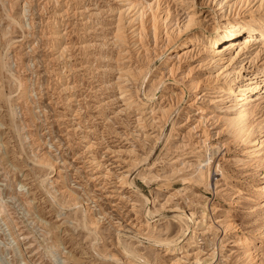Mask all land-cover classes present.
Returning a JSON list of instances; mask_svg holds the SVG:
<instances>
[{"label": "rangeland", "instance_id": "rangeland-1", "mask_svg": "<svg viewBox=\"0 0 264 264\" xmlns=\"http://www.w3.org/2000/svg\"><path fill=\"white\" fill-rule=\"evenodd\" d=\"M135 1L0 0L1 264L24 263L2 215L24 264H264L247 152L264 140V24L211 32L264 0ZM227 87L249 140L221 118Z\"/></svg>", "mask_w": 264, "mask_h": 264}, {"label": "bare ground", "instance_id": "bare-ground-1", "mask_svg": "<svg viewBox=\"0 0 264 264\" xmlns=\"http://www.w3.org/2000/svg\"><path fill=\"white\" fill-rule=\"evenodd\" d=\"M158 3H157V5H158ZM138 5H139V3L136 2L135 0H130V8H132V7L136 8V6H138ZM143 9H145V8H143ZM143 13H144L143 10H141L139 12V14H137V15H135V13H134L132 15V17H130L129 23L132 24L135 20L138 21L137 19L142 17ZM258 14H255L254 12H251V13H248V14H241L240 11H230L229 13L224 15L222 19H217L211 25V32L225 31L224 34L228 33V35H238V34L244 32V31L252 32V30L258 29V26L264 24V13L263 14L262 13H258ZM137 24L138 25L134 29H132L131 32L133 33L134 31H136L137 32V33L135 32L136 35L141 36L142 32L144 33V31H143L144 26H143L142 23H140V20L138 21ZM187 26H189V24H186L184 26V28L187 27ZM121 28L122 27H121L120 24H118L117 27H116V34H115L116 37L115 38H117V40H120L123 37L122 36V32H121V30H122ZM178 32H179V27H178ZM143 37H144V34H143ZM189 40H190V38H189ZM185 43H186V41H185ZM233 43H235V42H233ZM246 43H247V40H244L241 43H237L238 50H236L235 52L233 51L234 52L233 56H236L238 51H239V49H241V47L243 45H246ZM233 56L231 58L230 57L229 58L232 59ZM257 87H259V85L257 83H253V84L250 85L248 90H254ZM219 94H221V97H223V98L218 99V100H224L226 98L227 99L229 98L230 101H233V102H231L232 104H231V107L229 109L228 108L226 109L224 106L220 108V109L223 110V115L221 116L222 120L229 127V129H231V128L234 129V132L232 131L233 132L232 135H233V137L235 139H237V140H242L243 139V141H244V139L247 140L250 137L249 136L250 132L248 131V129H249L248 127L251 126V125L248 124L249 126L245 127V125H241V124H243L245 122L247 116L251 114L250 110L247 107L248 98L245 97V96H242L241 94L236 95L234 89H232L231 87H227V89H223L222 88V90H220ZM150 100H151V97H150ZM138 105H139V107H141L142 104H140V102H139L137 104V106ZM154 108L155 107H151V109H149L147 111L145 110L144 111V115L148 114L149 116L147 115L148 116L147 118H149V119L152 118L153 114H155ZM158 109H159V112L162 115L165 114L167 112V110H168V109H164V108H158ZM249 143H250V147L248 148L247 152L249 153L250 161L251 162H255L257 160V161H259L261 163L263 162V164H264V140L261 139V140L256 141L254 139V140H250ZM44 158L45 159L48 158V155L46 154L44 156ZM49 159H50V157H49ZM262 178L264 179V174H263ZM258 191H259V193H258L257 196L258 197L261 196V197L264 198V180L258 186ZM13 198H16V200H19L20 203L22 205H24V202L21 199V197L19 196V194L16 193V195L13 196ZM262 201H264V199ZM24 208H25L26 212L28 213L29 210L25 206H24ZM1 213L3 214L4 210H3V205H2L1 200H0V214ZM2 221H3L4 225L7 227V230L10 231L9 234L12 235V238H13L15 244H16L15 246L19 250V252L21 253V257L24 260V263H26L27 260H26V257L24 255V251H23V249L21 247L20 241L18 239V235L14 234L15 231H14V225H13L12 219H10L8 217V215H6V216L2 215ZM230 225L231 224H229L228 226L230 227ZM186 243H188V242H186ZM235 244L236 245H243V244H249V242H247V239L245 237L240 236ZM131 255H133V254H131ZM1 262H3V261H0V264H1Z\"/></svg>", "mask_w": 264, "mask_h": 264}]
</instances>
